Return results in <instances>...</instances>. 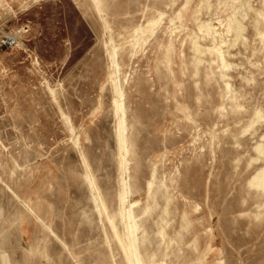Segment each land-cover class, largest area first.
Returning a JSON list of instances; mask_svg holds the SVG:
<instances>
[{"label": "rangeland", "instance_id": "obj_1", "mask_svg": "<svg viewBox=\"0 0 264 264\" xmlns=\"http://www.w3.org/2000/svg\"><path fill=\"white\" fill-rule=\"evenodd\" d=\"M99 1L0 0V264H128L123 182L146 264H264V0Z\"/></svg>", "mask_w": 264, "mask_h": 264}, {"label": "bare ground", "instance_id": "obj_2", "mask_svg": "<svg viewBox=\"0 0 264 264\" xmlns=\"http://www.w3.org/2000/svg\"><path fill=\"white\" fill-rule=\"evenodd\" d=\"M92 3L94 4L97 11L99 13H101L102 9H101L100 1L99 0H92ZM194 45H196V44L194 43ZM198 50H200V49H198ZM108 55L111 57L112 52H109ZM111 61H112V59H111ZM112 75H113L112 88H113V93L115 96L114 100H113V108H114L115 116L117 118V120H116V132L115 133H116V139H117L119 151L122 152L121 164H123L124 156L129 153V144H128V140H127V136H126V134H127L126 133L127 122L125 119L126 113H125V108L123 106V94L119 88L117 76H116V74H112ZM127 114H128V112H127ZM84 163H85V161H84ZM128 174H129V172H128ZM263 174H264L263 171L256 174L253 177V179L251 181H249V185L250 186L253 185V186H257V187L263 186ZM86 177L89 179L91 187L94 188L93 185H95V184H93L90 177L89 176H86ZM129 178H131V176ZM151 186H152V182H149L148 183V192H149ZM131 193L132 192H131L128 184L126 182H123L122 183V189L118 195V200H119V203L121 205V209H119L120 210L119 212H120L121 220H122L124 227H125V229H124L125 230L124 231L125 237L118 234V232L116 231L115 225L113 223V218L110 217L109 215L107 216V214H106V217L108 218L107 220L110 223L112 231H113L117 241L120 244L119 246L121 247V251H122L124 257L126 258L128 264H146V261H145L146 259L144 258L143 253L138 249V245H137L139 242L138 236H136L134 233H135V230H138L142 226V221H141L140 216H142L146 212H149L153 209V194H148V201L146 202L144 208L140 209L138 206V203H139L138 201H131L130 200V194ZM20 202L24 205L25 211L27 213H29L32 217H34V219H39V215L36 213V211L34 210L33 207H31L29 204H26L22 201H20ZM95 202L100 203V206L97 205V208L99 210V213L102 215V213H104L106 211L105 207L103 206L101 200L99 201L98 197L95 198ZM165 204L166 205L163 208V210L161 211V214L159 216L160 223H162V222L165 223L164 225L158 226V228H159L158 232L161 235L163 234V230H164L165 225H166L165 219H166V216L168 215V211L166 209V206L168 204V198L167 197H165ZM44 225L47 227L49 226V224L45 223V222H44Z\"/></svg>", "mask_w": 264, "mask_h": 264}]
</instances>
